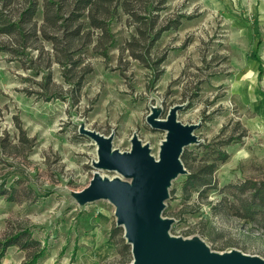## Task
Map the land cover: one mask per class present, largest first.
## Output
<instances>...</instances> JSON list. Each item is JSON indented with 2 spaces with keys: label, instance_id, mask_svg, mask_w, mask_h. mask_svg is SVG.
I'll return each instance as SVG.
<instances>
[{
  "label": "rangeland",
  "instance_id": "obj_1",
  "mask_svg": "<svg viewBox=\"0 0 264 264\" xmlns=\"http://www.w3.org/2000/svg\"><path fill=\"white\" fill-rule=\"evenodd\" d=\"M147 2L135 12L144 14ZM163 2L155 27L174 23L149 50L152 63L163 60L155 66L161 75L154 83V71L130 56L133 29L126 16L109 23L114 44H107L105 57L103 48L78 47L73 58L82 63L70 82L57 63L46 68L52 51L45 42L40 59L37 51L22 61L0 52V189L13 195L0 198V240L26 227L46 248L37 264H120L119 248L110 241L117 228L113 205L104 200L81 206L74 199L88 186L97 161V146L80 131L112 135V149L120 152L130 151L135 134L158 159L165 132L150 128L146 118L155 110L165 119L175 105L182 106L180 123L199 125L194 134L200 142L185 148L193 155L203 142L244 136L222 147L229 159L218 165L217 190L205 199L196 194L183 199L184 176L171 183L162 214L174 221L170 234L196 236L218 254L237 250L264 261L259 219H239L227 203L212 210L226 185L264 180V0ZM41 13L40 8L38 26ZM29 58H37L41 76L26 72ZM49 74L53 98L45 101L41 87ZM25 259L23 251L9 247L1 264H24ZM129 259L127 264L133 260L130 253Z\"/></svg>",
  "mask_w": 264,
  "mask_h": 264
},
{
  "label": "trees",
  "instance_id": "obj_2",
  "mask_svg": "<svg viewBox=\"0 0 264 264\" xmlns=\"http://www.w3.org/2000/svg\"><path fill=\"white\" fill-rule=\"evenodd\" d=\"M0 0V37H5V41H0V52L10 57H15L22 61V57H27V53L37 51V58L42 55V42L51 47V57L46 64L48 69L52 62L57 63L60 68L62 78L67 82L73 78L72 73L81 65L82 60H74L73 55L85 46H91L93 51L99 52L103 48L102 56L107 55V44L113 45V35L110 22L115 18L126 16L132 21L133 29L131 40L128 41L130 56L146 68L154 71L153 83L157 82L161 73L155 66L162 63V59L157 65L150 61L149 50L156 42L158 35L164 31L173 29L174 22L156 28L157 15H159V5L162 2L148 0L144 14L136 13V7L143 4L144 0ZM156 4V5H154ZM19 5L18 9H14ZM41 8L42 23L37 24L38 12ZM177 22V21H176ZM176 28V27H175ZM157 31V32H156ZM94 32L97 33L94 35ZM157 34V35H154ZM142 43V44H141ZM80 46V49L78 48ZM112 47V46H111ZM136 47H142L144 53H137ZM36 60L29 58L28 68L31 75L41 76V65ZM50 74L45 77L42 85L44 89L43 97L45 101L52 97L48 94L51 83ZM77 82L76 85H79ZM55 87V85H53ZM243 132H245L243 130ZM238 138H228L221 142L204 143L196 146V153L188 152L184 149L181 155V162L188 166V175L183 177L181 183V194L183 199L190 201L196 194L198 199H205L210 191H216L214 174L218 165L225 163L229 159L225 149L239 140ZM221 201L212 207L215 211L223 203H227L229 209L235 213L236 217L247 222L259 219V223L264 229V180L256 182L252 180L226 185ZM174 193V190L171 192ZM9 195V196H8ZM27 195V194H26ZM8 196V197H6ZM13 195L6 189H0V198L5 197L11 200ZM111 233V243L118 246L120 264L129 263L130 246L122 238L123 230L113 228ZM9 247H15L25 253L24 264H37L38 260L45 256L46 248L41 246V242L33 238V233L26 227H18L15 234L4 237L0 240V264ZM128 255V257H127Z\"/></svg>",
  "mask_w": 264,
  "mask_h": 264
},
{
  "label": "water",
  "instance_id": "obj_3",
  "mask_svg": "<svg viewBox=\"0 0 264 264\" xmlns=\"http://www.w3.org/2000/svg\"><path fill=\"white\" fill-rule=\"evenodd\" d=\"M181 109L182 106H173L165 119L159 118L160 111L153 110L146 118L150 128L165 132L158 159L150 155L149 146L142 145L135 134L130 151L120 152L112 149V135L80 131L97 146V161L92 164L95 172L86 189L74 193L76 203L84 206L106 200L113 205L115 225L122 228L131 249L130 264H264L262 259L237 250L215 253L196 236L184 239L170 234L174 221L162 214L171 183L178 176L188 175L181 155L189 145L200 142L194 134L198 124L184 125L177 120ZM100 171L119 176L102 177Z\"/></svg>",
  "mask_w": 264,
  "mask_h": 264
}]
</instances>
